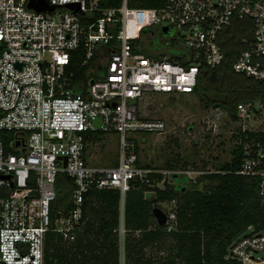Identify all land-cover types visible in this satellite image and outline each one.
Returning <instances> with one entry per match:
<instances>
[{"label": "built area", "instance_id": "1", "mask_svg": "<svg viewBox=\"0 0 264 264\" xmlns=\"http://www.w3.org/2000/svg\"><path fill=\"white\" fill-rule=\"evenodd\" d=\"M43 1L58 8L38 12L30 0H0V264H46L51 232L75 242L93 191L118 189L125 196L132 181L149 184L154 173L164 176L159 185L165 187L173 175L196 183L214 172L139 167L129 133L167 129L141 113L140 101L149 94H194L202 68L226 62L227 30L235 23L243 33L234 39V71L264 80V0H167L159 9L130 8L128 0L120 7H103V0ZM164 26L170 38L183 40L171 48L187 65L142 52H155ZM75 52L85 54L78 65ZM77 66L89 67L85 79ZM233 121L243 155L238 174L260 179L264 204V103L238 104ZM98 132L120 135L117 167L90 163L87 137ZM63 177L75 187L70 208L59 211ZM169 213L165 228L172 232L177 216ZM230 253L240 264H264V231L249 228Z\"/></svg>", "mask_w": 264, "mask_h": 264}, {"label": "trees", "instance_id": "2", "mask_svg": "<svg viewBox=\"0 0 264 264\" xmlns=\"http://www.w3.org/2000/svg\"><path fill=\"white\" fill-rule=\"evenodd\" d=\"M122 1L103 0L102 6L120 7ZM166 1L128 0V3L134 9H159ZM232 28L227 30L233 37L225 48L226 62L215 70L202 68L194 93L201 98L211 90L217 93L220 100L214 107L227 109L235 120L238 104L264 103V80L234 71L238 51L234 39L240 38L243 32H238L243 29ZM139 43H143L142 40ZM142 52L153 57L169 56L171 61L187 65L183 54L172 48L159 52L143 48ZM84 56L83 52L73 53L74 64H80ZM75 70L85 79L89 67L77 66ZM242 157L241 149L236 147L231 163L199 177L196 183L190 182L188 177L173 175L171 179L177 184L174 186L167 179L162 188L158 185L164 176L154 173L149 175V184L132 181L125 196L118 189L91 192L85 198L84 220L75 242L65 241L58 233L48 234L46 264H121V228L125 230L126 264H240L231 257L233 244L249 228L264 231L260 179L238 174ZM169 169L178 170V167L171 165ZM74 187L68 177L60 179L57 204L61 203L68 210ZM172 202L177 204L171 211L176 213L177 228L169 232L158 225L153 210Z\"/></svg>", "mask_w": 264, "mask_h": 264}, {"label": "rangeland", "instance_id": "3", "mask_svg": "<svg viewBox=\"0 0 264 264\" xmlns=\"http://www.w3.org/2000/svg\"><path fill=\"white\" fill-rule=\"evenodd\" d=\"M159 34V42L151 47L155 52L170 50L175 43L177 46L184 44L177 36L170 38L162 32ZM147 37H142L146 46L149 45ZM202 98L198 93L149 94L140 101L141 113L149 118L161 119L167 125V129L161 133H129V137L135 141L140 167L168 171L169 166L176 165L178 170H196L199 167L216 171L224 164L231 163L237 147V126L227 109L214 107L213 104L220 100L217 93L211 90L205 92ZM89 136L92 137L88 140L87 148L90 163L97 167H117L121 152L120 135L115 132H98ZM168 180L174 186L177 184L171 178ZM176 205V202L164 203L161 208L171 212ZM63 206L58 203L56 208L63 211ZM124 237L121 234V264H126Z\"/></svg>", "mask_w": 264, "mask_h": 264}, {"label": "water", "instance_id": "4", "mask_svg": "<svg viewBox=\"0 0 264 264\" xmlns=\"http://www.w3.org/2000/svg\"><path fill=\"white\" fill-rule=\"evenodd\" d=\"M28 7L38 12H46V11L53 12L58 8L57 6L50 5L49 3H47V1H43V0H30ZM67 7L71 9H76V10L79 9L78 4H70V5H67ZM162 32L166 36H169L171 34V30L168 26H164L162 29ZM96 126L97 127L101 126L100 120L96 121ZM153 215L160 227L166 226L167 221H168V215L162 208L160 207L154 208Z\"/></svg>", "mask_w": 264, "mask_h": 264}, {"label": "crops", "instance_id": "5", "mask_svg": "<svg viewBox=\"0 0 264 264\" xmlns=\"http://www.w3.org/2000/svg\"><path fill=\"white\" fill-rule=\"evenodd\" d=\"M238 26H240V25H239V24H237V23H235V24L233 25V28H232V30H235V31H236V30H237V28H238V30H239V28H240V27H238ZM230 30H231V29H230ZM228 32H229V31H228ZM240 32H243V31H240V30H239V32H238V33H240ZM227 37H228V38H227L228 40L232 39V37H233V33L229 32V35H228ZM88 138H90V139H91L92 137H91V136H88ZM93 138H94V137H93Z\"/></svg>", "mask_w": 264, "mask_h": 264}, {"label": "flooded vegetation", "instance_id": "6", "mask_svg": "<svg viewBox=\"0 0 264 264\" xmlns=\"http://www.w3.org/2000/svg\"><path fill=\"white\" fill-rule=\"evenodd\" d=\"M158 36L156 37L158 40H159V33L157 34ZM166 36V35H165ZM166 37H169V36H166Z\"/></svg>", "mask_w": 264, "mask_h": 264}]
</instances>
